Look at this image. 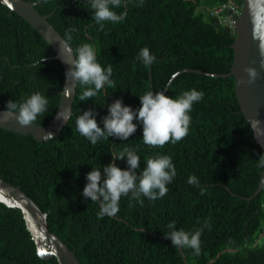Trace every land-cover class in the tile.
I'll list each match as a JSON object with an SVG mask.
<instances>
[{"label": "trees", "instance_id": "obj_1", "mask_svg": "<svg viewBox=\"0 0 264 264\" xmlns=\"http://www.w3.org/2000/svg\"><path fill=\"white\" fill-rule=\"evenodd\" d=\"M27 1L36 2L63 37L71 30L73 49L92 45L97 61L105 69L112 65L115 86L105 85L81 101L85 89L78 84L68 123L47 140L0 126V176L36 201L47 213L50 229L75 249L82 264H264V185L256 193L264 149L241 111L234 75H223L233 63L236 29L211 13L229 0H121L112 10L125 18L104 21L102 30L87 0ZM234 1L242 7L243 0ZM144 47L156 58L148 66L137 59ZM53 55L50 43L0 2V108L38 91L48 106L35 122L51 120L65 81L64 66ZM192 89L204 95L189 113L188 135L177 143L144 144L143 126L135 120L137 131L127 141L109 137L93 145L76 128L83 110L92 108L100 122L116 99L135 110L141 106L139 96L149 91L177 98ZM125 148L140 157L138 173L147 158L168 155L176 175L163 198L141 197V206L130 193L121 197L115 216L101 218L99 203L82 195L86 176L93 167L102 170ZM116 163L127 168L126 159ZM193 175L198 185L188 183ZM173 221L176 230L201 231L198 255L164 238ZM0 264H60L57 257L38 255L21 209L2 202Z\"/></svg>", "mask_w": 264, "mask_h": 264}, {"label": "clouds", "instance_id": "obj_2", "mask_svg": "<svg viewBox=\"0 0 264 264\" xmlns=\"http://www.w3.org/2000/svg\"><path fill=\"white\" fill-rule=\"evenodd\" d=\"M87 3L94 10L92 18L101 25V30L104 21L118 23L125 18L126 14L118 15L112 10L121 6V0H87ZM259 39L261 49L264 50V33L260 34ZM71 40L70 30L58 43L59 59L69 66L65 73L66 82L70 81L72 84L84 87L85 90L79 99L81 101L90 100L105 85L114 87V81L111 79L112 65L109 64L105 69L97 61L96 51L92 45L83 44L73 49ZM137 59L148 66L153 64L156 58L150 53L149 48L144 47L140 50ZM247 71L253 79L256 77L254 69L250 68ZM67 91L68 89L65 88L66 93ZM203 95V92L196 89L185 91L177 98L166 95L164 91L155 93L149 91L139 96L141 106L135 110L131 106H126L123 98H119L107 105L108 114L100 122L96 119L98 113L92 108L83 110L76 118V128L93 145L101 138L108 139L109 137L127 141L137 131L138 125L134 123L135 120L143 126L144 144L151 147H163L169 142L177 143L188 135L191 123L189 113L194 102L200 101ZM47 106L48 99L37 91L19 104L14 100H9L4 113L6 116H14L20 126L26 127L33 125L38 116L47 111ZM69 118L70 113L61 114L63 121L66 122ZM125 159L127 168L122 169L116 161ZM258 167L264 168V155H260ZM139 168L140 157L136 151L125 148L118 155H112V162L104 165L102 170L93 167V170L87 174V183L82 195L85 200L99 203V217L115 216L120 210L121 197L128 196L130 193L131 198L137 200L141 206L144 203L141 197L155 201L168 193L167 185L176 175V169L170 156L149 157L143 171L138 173ZM188 183L198 185L199 181L193 175L189 177ZM261 184L264 185V179L261 180ZM167 227L170 231L164 233V238L171 240L173 247H190L195 250V254L200 253L201 231L197 230L190 235L183 229L176 230L174 221L170 222Z\"/></svg>", "mask_w": 264, "mask_h": 264}, {"label": "water", "instance_id": "obj_3", "mask_svg": "<svg viewBox=\"0 0 264 264\" xmlns=\"http://www.w3.org/2000/svg\"><path fill=\"white\" fill-rule=\"evenodd\" d=\"M13 11L25 18L55 51L51 58L59 59V42L63 35L49 22L47 15L41 14L35 7L36 2L27 0H0ZM234 26L236 37L232 43L234 59L230 71L224 76L234 75L235 90L241 111L253 129L257 142L264 149V50L261 49L259 36L264 33V0H243L241 13L236 17ZM62 62V61H61ZM64 73L69 66L63 63ZM254 69L253 79L247 69ZM199 73L208 72L190 69ZM214 75H219L214 73ZM78 84L64 81L61 100L57 112L45 124L34 123L22 127L14 116H6L5 109L0 108V126L21 134H32L43 141L58 136L68 123L61 119V114L72 115L73 102ZM65 88L68 89L67 93ZM258 122V123H257ZM255 124V128H254ZM264 179V171L262 173ZM261 179V180H262ZM262 184L256 193L260 191ZM0 202L8 207L21 209L27 228L35 241L37 253L44 259L57 257L60 264H82L80 259L61 237L49 227L47 213L19 185L9 182L0 176Z\"/></svg>", "mask_w": 264, "mask_h": 264}, {"label": "built area", "instance_id": "obj_4", "mask_svg": "<svg viewBox=\"0 0 264 264\" xmlns=\"http://www.w3.org/2000/svg\"><path fill=\"white\" fill-rule=\"evenodd\" d=\"M211 13L217 15L221 23L235 27L234 22L236 17H238V15L241 13V7L234 0H229L220 6L211 9ZM261 236L264 237V229Z\"/></svg>", "mask_w": 264, "mask_h": 264}]
</instances>
